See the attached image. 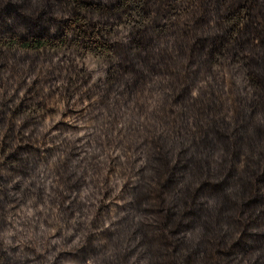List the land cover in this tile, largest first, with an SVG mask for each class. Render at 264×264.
I'll list each match as a JSON object with an SVG mask.
<instances>
[{"label":"trees","instance_id":"trees-1","mask_svg":"<svg viewBox=\"0 0 264 264\" xmlns=\"http://www.w3.org/2000/svg\"><path fill=\"white\" fill-rule=\"evenodd\" d=\"M0 264H264V0H0Z\"/></svg>","mask_w":264,"mask_h":264},{"label":"rangeland","instance_id":"rangeland-1","mask_svg":"<svg viewBox=\"0 0 264 264\" xmlns=\"http://www.w3.org/2000/svg\"><path fill=\"white\" fill-rule=\"evenodd\" d=\"M156 93L154 91L150 90V95L148 96V101L150 100V103L152 105H155L157 102H159L161 100V96L156 94Z\"/></svg>","mask_w":264,"mask_h":264}]
</instances>
